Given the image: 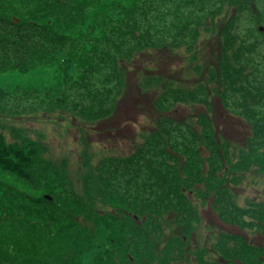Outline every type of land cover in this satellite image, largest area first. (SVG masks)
<instances>
[{"label": "trees", "instance_id": "trees-1", "mask_svg": "<svg viewBox=\"0 0 264 264\" xmlns=\"http://www.w3.org/2000/svg\"><path fill=\"white\" fill-rule=\"evenodd\" d=\"M217 19L224 23L209 68L212 88L202 80L188 88L165 82L154 106L167 112L190 102L210 111L215 93L249 124L246 149L231 150L208 115L165 116L141 133L134 154L109 155L95 166L85 146L78 191L66 161L44 159L40 143L11 126V141L0 133V264H190L191 256L197 264H264V246L236 234L219 232L211 258L187 241L199 223L187 193L200 202L213 195L221 221L264 237V201L241 207L225 186L251 169L264 175V0H0V74L54 72L47 86L0 87V119L56 112L86 122L107 118L136 54L166 47L194 57ZM161 84L156 74L138 83L144 92Z\"/></svg>", "mask_w": 264, "mask_h": 264}, {"label": "rangeland", "instance_id": "rangeland-1", "mask_svg": "<svg viewBox=\"0 0 264 264\" xmlns=\"http://www.w3.org/2000/svg\"><path fill=\"white\" fill-rule=\"evenodd\" d=\"M128 4L131 0H117ZM222 19V18H221ZM216 31L213 34L203 32L198 41V49L194 53H186L184 50H171L170 48H160L145 50L136 54L127 66L125 74V88L122 96L116 101L112 112L107 118L99 121L86 122L84 120H72L61 117V112L53 114H40V118L29 120H8L1 122L0 133H3L7 141H11L10 127L26 132L31 139H36L40 146L44 148L43 158L51 160L52 163L60 165L66 161L68 172L72 177V185L78 191L81 190L79 183V172L82 169V151L88 146L90 151L96 155L93 165L109 155L126 157L132 154L141 143V133L154 129L153 125L165 116L176 121L193 118L196 120L199 115H208L211 119L217 136L226 140L231 145V150L246 149V140L251 135L250 126L244 120L227 111L217 94L211 93L208 96L209 108L204 104L177 103L167 112L158 111L154 102L162 91L165 82H173L174 85H181L183 88L195 86L200 80L208 87L212 85L207 82L210 75L209 68L214 65L212 60L218 55L219 32L222 23L216 21ZM207 25V23L205 24ZM262 33H264L261 27ZM206 34V35H205ZM242 38V37H241ZM248 50L251 47L247 46ZM259 60V58H256ZM199 69H196L198 68ZM210 68V69H211ZM248 71L251 69L248 68ZM156 74L162 79V84L158 89L142 91L138 85L143 75ZM5 78L3 87L25 86L43 87L53 81L54 72L52 68L39 67L30 72H8L0 74ZM208 94V92H207ZM87 148V147H86ZM135 153V152H134ZM133 153V154H134ZM236 154V157H237ZM201 155L204 157L207 152L202 148ZM236 159V158H235ZM183 161V160H182ZM92 169L95 167L91 166ZM206 171V165L203 166ZM237 174L240 175L239 172ZM237 184L226 183L231 192L235 195L239 206L246 207L248 203L254 201H264V175L256 174L251 169ZM194 206L197 207L199 223L189 236L188 245L192 250L205 247L208 256L215 257L212 245L219 232L236 234L256 246H264V237L257 232H250L248 229H240L237 226L229 225L221 221L212 205L213 195L208 196L200 202V198L194 193H187ZM52 200L48 194L45 195ZM87 200L86 196H83ZM47 198V199H48ZM101 203H99V206ZM109 209V208H108ZM112 210V208H110ZM174 212H169L166 217L170 218ZM246 219H248L246 217ZM190 264H197L196 258L191 256Z\"/></svg>", "mask_w": 264, "mask_h": 264}, {"label": "snow or ice", "instance_id": "snow-or-ice-1", "mask_svg": "<svg viewBox=\"0 0 264 264\" xmlns=\"http://www.w3.org/2000/svg\"><path fill=\"white\" fill-rule=\"evenodd\" d=\"M103 3H110L112 2V0H102ZM87 30V27L85 26V31ZM5 82V78L3 77V75H0V87H3Z\"/></svg>", "mask_w": 264, "mask_h": 264}, {"label": "water", "instance_id": "water-1", "mask_svg": "<svg viewBox=\"0 0 264 264\" xmlns=\"http://www.w3.org/2000/svg\"><path fill=\"white\" fill-rule=\"evenodd\" d=\"M48 198V197H47ZM49 199V198H48Z\"/></svg>", "mask_w": 264, "mask_h": 264}]
</instances>
